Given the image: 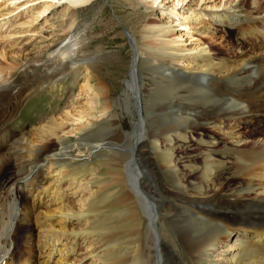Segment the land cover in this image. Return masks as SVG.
Returning a JSON list of instances; mask_svg holds the SVG:
<instances>
[{"label": "rangeland", "instance_id": "1", "mask_svg": "<svg viewBox=\"0 0 264 264\" xmlns=\"http://www.w3.org/2000/svg\"><path fill=\"white\" fill-rule=\"evenodd\" d=\"M163 1L164 3L168 2L166 7L171 8V6L177 4V1L179 0H158V2ZM155 2L157 1L91 0L82 6L75 7L69 0H0L1 81L6 82L11 75L17 73V64L23 58L34 57L38 50H44L43 42L46 41H43V37H49L53 40V37L55 38L56 36L57 38L61 37L64 39L73 33V31L69 30L71 26H73L72 30H76L79 36L83 37L85 44L92 52L93 58L91 59V63L95 66L102 65L100 71L96 70L91 73V77H93L92 85L94 87H99L103 84L106 87V94H108V97L113 101L110 112L107 114V118H109L108 120H104L103 122L92 126V130L87 133L84 132L81 134L85 135L84 137L86 138L90 133L93 134L103 130V133L108 131L107 134L109 135L103 137L105 138V141L102 147H99L98 150H92L89 147H85V149L88 150L80 152L79 148H76V152L74 151L73 155L70 157L71 159H66L67 161H73V164H75L74 167H72V170H70V178L76 180L72 175L77 174L79 177L78 180L80 181L78 182L82 184L79 189L81 194L76 199L73 198L70 199L71 201L68 200V207L73 210H79V205L83 200L89 197L92 193L94 194L92 195L93 200H91L89 205V211L95 210V212L90 213L86 220L94 219V223L97 225L87 226L86 223H82L83 225H75L74 230L82 231L88 227L86 229L89 230V233H87L86 239H92L93 243H97L99 247L104 244L103 246L105 248H109L112 244H116H114L116 247L113 249L114 256H111L110 254L106 256V251L99 253L101 260L106 263L108 259L112 258L122 264H130L132 261L131 264H143V262L153 264L155 261L152 255H155L156 264H161L162 262L163 264H169L170 258L175 260L172 256L170 257L171 254L178 256L181 260L187 262V255L190 253L187 248L188 236L186 233L188 231H184L186 226L180 222L171 224L169 223L168 217L164 215H160V223L158 224L160 235L163 236V239L160 244L156 242L157 240H155V243L152 241L150 246H148L147 240L145 237H142L140 232L134 238L131 235L135 232V229L132 230L130 228L131 231H127L125 230L126 226L123 225V223H119L118 225L115 224L116 219L122 222L124 220L122 217L124 216L126 218L127 212L125 211L128 210L126 206L121 205L118 201L123 192H121L120 187L112 186L111 181L112 174H120L116 169V165H120L122 159L121 154L124 155L123 158H125L126 161L125 166L129 168L127 174L128 181L132 180L133 176L139 177L142 181L143 188L148 191L153 190L150 181L151 173L154 174L157 181H160L161 177V182L164 181V183H167L171 191L180 190L177 185L173 184L172 174L165 169V160L172 153V155L175 156V159L179 162L177 169L180 178L184 182V192L191 195L192 193L198 194V196H200L202 192H207L210 195L217 193L219 195L236 194L245 197H253L254 193L257 192L254 186H250V184L248 186L246 185V181L239 174V170H237L238 164L244 165L243 162H245L248 167L253 161L250 159L247 160L245 156L237 154L236 149L238 147L243 148L245 144L256 139L258 137L257 135L264 134V109L253 115L252 113H247L245 117L249 115L254 116L250 117V119H253H247V121H241L240 123L232 122L234 118H239L238 116L233 117L231 120L225 118V124L221 126L219 130L215 129L216 125H214L212 119L209 120L210 118L215 117L216 115L214 114L221 108L231 111V108H233L232 104L234 103L235 106L236 104L245 105V99L249 91L245 94L243 92L245 91L244 89L251 84L252 76L245 73L238 78L239 81H232L230 83L226 82L224 85L214 87L213 90H209V93L206 91L204 94L199 87L195 86L196 83L193 85H184L185 87H183L182 90L177 89L175 92L171 86H168L170 87V92H172L171 94L174 95L170 97V94L167 91L165 92L167 83L175 81L182 83L183 80L181 78H185V75L182 73H176L174 76L177 78L174 80L173 77L168 78V76H166L165 72L168 71L166 69L160 72L151 68L150 64L146 62L139 63V69L145 76L144 83L140 86L145 93H149V99H147L146 102L144 101V115L146 118V121H144V129H141L140 111L135 107V95L132 93L129 84L132 81L131 70L134 62V50L136 49L135 43H132L131 35L135 37L138 45L142 46L143 36H146L147 39L154 42L158 36L159 30L171 28L173 33L167 37V40L173 43L183 44L188 50L187 52L190 53L196 51L199 44H203V47L207 50L208 56L211 60H201L202 62H200V66L208 67L214 62L222 67L225 63H229V61L240 57V55L247 52L248 49L250 50V47L259 45V40L255 41L248 35L244 24L246 23L248 13L254 12V17H256L258 12L264 8V0L182 1L179 2L176 11L179 14L182 12V15H180V17H172V19H168L165 15L167 13L163 14L160 12L159 3ZM235 3L238 5L240 4V13L242 15L240 20L233 19L228 21L229 23L227 22V24L222 21L213 20L211 23L207 17L212 13L222 14L224 13L225 8ZM51 5H55L56 8L53 10L51 7V10L42 14L40 13L44 8L50 9L48 6ZM68 8L73 12H69L70 10L68 11ZM192 11H198L199 13L203 11L201 15L207 16L205 19L201 18L200 23H195L191 17ZM51 12L52 14H50ZM53 12L55 13L54 15ZM68 13L75 15V22L73 24L69 23L70 20L68 15L65 17ZM167 20L170 23H167ZM204 25L207 28L206 31L202 27ZM143 43L146 45L145 39H143ZM165 46L166 44H162L161 47L151 50V57L153 60L159 58L160 61L158 62L162 65L170 66V60H163L165 53H168L165 51ZM159 53L161 54L158 55ZM189 61L191 60L188 59L185 63H191ZM263 67L264 63H261L258 71L260 75L262 73L261 85H264ZM30 73V78L24 77L17 84L18 88H24V90L28 92V94L22 99V105L20 104L21 107L19 106V109H17L18 111L16 110L17 116H14L13 114V117H4L3 119H5V121L3 119V121L0 120V156H3L6 160L8 157L11 159V162L5 165L0 172V212L4 207L9 208L12 203V190H15L14 193L18 195L21 205L27 203V205L31 206L34 196L36 195L35 189L45 187L44 185L46 184L43 181L48 180L51 177L49 170L43 168L42 164L44 156L53 152V149L58 145L57 142L56 145H54L55 143L51 144L54 148L44 152V154L43 151L38 148L35 149L36 152L34 151L31 153L32 156H30L28 151H24V159L21 158V155H18L24 147L22 142L29 137L30 139L28 141L33 145L32 147L46 145V139L49 138L50 131L52 130L50 126V113H54L55 111L67 112L73 106L83 105L88 101V97L81 96L79 92V87L84 84V79H82V76L80 78V75H73V78L64 81L62 86L63 92L58 95L53 93V91H50L51 89L48 88V86L37 85L39 82H35L33 76L37 75L38 71L32 70ZM220 75L224 77L227 74ZM159 76H162L164 79L163 81L166 83L164 85L163 83L160 84V86L162 85L161 89L155 91L157 88L155 86V78H158ZM240 86L241 88H238ZM198 89L200 91H198ZM210 93L211 95L206 99L205 94L208 95ZM151 94H154L153 96L157 98L151 97ZM104 96H100L101 101H103ZM5 97L6 98L0 101V113L2 115L5 114L7 108L9 109L10 103V106H12L16 102L8 95H5ZM202 97L205 98L204 101L202 100ZM253 97L255 101H258L260 96L254 94ZM128 98H131L132 102L129 108L126 107V102L129 100ZM63 102L67 103V108H62L61 105H63ZM5 106L8 107L5 108ZM159 107L166 108L164 118L162 119H159V116L156 113ZM173 107L179 108V112L184 113V117L179 121V127H191L192 125L190 121L194 118L198 120L200 125L198 128L192 127L190 131L187 130L182 132V135L179 136V138L175 136L172 139L173 143L170 144L165 138L166 135L163 132L164 127L161 125L170 122L168 116L169 113L173 111ZM81 110L83 109L78 108L77 111L79 113L77 112L78 115L73 118L75 121L74 127L79 129L82 127V121H85L87 117V114L82 113ZM205 110H208L211 115H209L210 113L208 114L210 117L205 115L204 119L202 118V115H204L203 112ZM242 113L245 114L243 111ZM62 114L63 112H58L55 115L57 120L61 121ZM113 120L120 122L123 131L125 132L124 136L115 132L114 129L110 131L106 130L109 129L108 124ZM204 120H206L205 123ZM136 124L140 125V127L138 126V128H136ZM257 126L260 127L258 128ZM216 127L219 128V126ZM67 131H69V129ZM135 132H139V134H135ZM126 133H129L133 139L137 136L145 137V143L139 148L137 154H133L132 148H130L133 141L130 140L131 143H128L125 140V136H127ZM231 133L234 135V138L229 141L230 139L228 137ZM71 136H73L71 137V144L80 141V135L76 136L73 134ZM89 138L93 141L101 140L97 136ZM53 142L55 141L53 140L52 143ZM155 146H158V148L160 147L159 155L154 154ZM4 148L8 149L5 151ZM245 153L247 152L245 151ZM163 154H165V158ZM166 154L168 156H166ZM143 155H147L146 158L143 157ZM147 159H149L150 163L152 162L153 165H155L154 168L153 165L148 166V163H146ZM240 159L241 161H239ZM143 162L145 164H143ZM16 164L19 166L18 169L16 168ZM31 166L35 168L32 171L33 177L38 176L36 179L37 183L35 182V187L37 186L36 188H33L28 181L24 182L23 180L25 178V173L31 170ZM155 168L156 170H160V175L153 170ZM90 170H92V172H90ZM18 171L22 178L16 180L14 184L11 180L16 179L15 173ZM69 182L70 181H67L62 185V190L65 191L66 194H73L72 192H75L78 188L76 186L70 188L68 184ZM164 191L168 190L164 189ZM155 194H157L158 197H160V195L163 196L162 193L159 195L157 190L155 191ZM26 200H29L30 202H27ZM49 201L51 202V200ZM158 201L163 208H168L166 211L170 212L169 216L174 215L175 202L172 204L170 200L168 201L165 198H160ZM145 205L149 208L150 204L148 205L147 201V203L141 204L140 206ZM219 206L223 208L224 204L220 203ZM150 207H152V205H150ZM96 210H98L99 213L96 212ZM249 211H254L253 205H251ZM234 212L236 213L232 215L237 216V213L240 212V210L235 208ZM22 213L25 212L22 211ZM184 213L185 215L191 214L189 211ZM218 218V220H215L216 222L214 225L219 224L221 228L229 227V225L230 227H234V223L236 222L234 218L232 220L227 217ZM29 219L30 218L27 216L26 218L22 216L19 219V224L16 228L17 230L15 229L13 235L14 244L12 245L11 251L14 255H12L10 264H17L18 261L19 264H21L20 262L26 257L25 250L30 244L25 246L24 239L32 229V223L30 222L31 219L30 221ZM203 220H205V218ZM104 222L107 223L101 225ZM237 222H239V220H237ZM197 223L198 222L195 221L193 223L195 231H197ZM248 225L251 227L255 226L256 223L254 220H251L248 222ZM117 227H119L118 230ZM102 228L105 229L102 230ZM107 228L110 229V231H107ZM108 234L113 235L112 244L111 242L106 244L107 242L105 238ZM34 238L36 240H34ZM34 238H32L33 244H31V246L34 245V247L38 248L37 246L40 243L39 240L42 241V238L39 239L38 235ZM134 239L136 249L139 248L140 253L137 257H133L132 253L134 245L132 241ZM235 239L236 237L230 242V245L236 243ZM79 244L80 247L77 248L78 252H85L87 243L84 244L83 241L80 240ZM147 250L152 253L151 256ZM159 250L162 251V253H160ZM214 250L217 251V249ZM165 251L168 252L169 255H167ZM159 254L161 257H159ZM81 258H79V260H81ZM226 259H229V257ZM35 264H41V261L36 262ZM85 264H94V262H85Z\"/></svg>", "mask_w": 264, "mask_h": 264}, {"label": "bare ground", "instance_id": "2", "mask_svg": "<svg viewBox=\"0 0 264 264\" xmlns=\"http://www.w3.org/2000/svg\"><path fill=\"white\" fill-rule=\"evenodd\" d=\"M69 1H71L73 6L77 7L82 6L83 4L88 3L91 0ZM156 1L157 2L155 3H159L160 12H162L163 14L167 13L165 15L168 17V19H172V17H180V15H182V12H180V14L176 12L177 7L179 6V2L187 0H179L177 1V4L171 6V8L166 7L168 2L164 3V1ZM48 7L50 9L44 8L40 13L42 14L48 10H51V7L53 10L56 8L55 5H51ZM67 10H70L69 12H73L69 8ZM224 10L225 11L222 14L212 13L210 14V16L201 15L203 11L201 13H199L198 11H192L191 17L195 23H200L201 18L205 19L207 16L211 23L214 20L222 21L227 24L228 21H231L233 19L240 20V17L242 16L240 13V4L238 5L235 3L228 6ZM50 14H52V12ZM54 14L55 13L53 12V15ZM254 14V12L248 13V17H246V23L244 25L246 26L245 29L247 30L246 32L248 33V35L255 41L259 40V45L250 47V50L248 49V51L240 55V57L229 61V63H225L222 67H220L221 65H217L214 62L208 67L200 66V62H202L201 60H211V58L208 56L207 50L205 49V47H203V44H199L196 51L189 53L187 52L188 50L183 44L173 43L167 40V37H169L173 33L171 31V28L159 30L158 36L156 37L154 42L147 39L146 36H143V39L146 40V45H144L142 39V46H139L135 37L130 34L132 37V43H135L136 49L134 50V62L131 70L132 81L129 85L131 86L132 93H134L135 95V107L140 111V125H142L141 129H144V121H146L144 115V101L146 102V100L149 99V93H145L140 86L142 85V83H144L145 76L139 69V63L144 62L150 64L151 68L160 72L165 69L168 70L165 72L166 76H168V78L173 77L174 80L177 78L176 76H174L176 73H182L185 75V78H181L183 80L182 83L177 81L167 83L165 92L167 91L170 94V97L174 95L171 94L172 92H170V87L168 86H171V88H173V91L175 92L177 89L182 90V88L187 84L193 85L194 83H196L195 86L199 87L204 94L206 91L209 93V90H213L214 87L224 85L226 82L230 83L232 81H237L238 78L245 73L252 76L253 78H251V84L248 85L243 92L245 94L249 91V93H247V97L245 96V105L236 104L235 106L234 103L232 104V110L230 109L231 111L221 108L217 113H213L214 115H216L215 117L209 119H212L214 125L219 126V128L215 126V129L217 130H219L220 127L225 124V118H229V120H231L233 117L238 116L239 118H234L232 122L240 123L241 121H247V119L249 120L250 117H254L250 115L245 117L247 113H252L253 115L258 111L264 109V85H261L262 73L260 75V73L258 72L261 63H264V8H262V10L258 12V15L256 17H254ZM67 15L70 20L69 23L73 24L75 22V15L68 13L65 15V17ZM167 23L170 22L167 20ZM72 27L73 26H71L69 30L73 31V33L71 32L72 34L68 35V37L64 39H62L61 37L57 38L56 36L55 38L53 37V40L49 37H43V41H46L43 42L44 50H38L34 57L23 58L17 64L18 68L16 69L17 73L15 75H11L10 78L6 80V82L0 80V101L6 98L5 95H8L11 99L13 98L16 101L14 104L12 103V106H10L11 103L8 102L10 103L9 109L7 108L8 106H5V108H7V111L5 112V114L3 113L4 115L0 113V120L7 116L13 117V114L14 116H17L16 110L19 109L24 96L28 94V92L24 90V88H18L17 84L24 77L30 78V71L32 70L38 71V74L33 76L35 78V82H39L37 84L38 86H48V88L51 89L50 91H53V93H56L58 95L63 92L62 86L64 84V81L70 80V78L74 77L73 75H80V78L82 76V79H84V84L79 87L80 95L88 97V101L85 104L75 105L67 112L55 111L54 113H50V121L52 123H50V126L52 130L50 131L49 138L46 139V145L32 147L33 145L28 141L30 138L27 137L24 142H22V144H24L23 150L19 153L16 151L18 155H21V158L24 159V151H28L30 156H32L31 153H33L35 149L38 148L39 150H42L44 154V152L54 148L51 144L55 143L54 145H56V142L58 144V147L56 146V148L53 149L52 153H45L46 155L44 156L42 166L43 168H47L49 170L51 177L50 179L43 181L46 184L44 185L45 187H42L41 189H35L36 195L34 196L31 206L27 205V203H25V205H21L18 199V195L14 193L15 190L13 191V188L11 189L13 193L11 194L12 203L10 204L9 208L4 207L0 212L2 213L0 214V264H10L12 255H14L11 251L12 245L14 244L13 235L15 233V229L18 227L19 219L22 216H24L25 218L27 216L31 219V221L30 219L29 221L32 223V229L28 232L24 239L25 246L27 244H30V246L26 248V257L22 262H20L21 264H35L36 262L40 261L41 264H85V262L90 261L94 262V264H122L118 263L116 259L112 258L108 259L107 263L101 260L99 254L101 252L106 251V256H108V254L114 256L113 249H115L116 244H112V234H108L105 238L107 242L106 244H109L111 242L112 245L109 248H105L103 246V243V245H100L99 247L97 243H93L92 239H86L87 233H89V230L86 229L88 227H86L85 229L81 228L83 229L82 231L74 230L75 225H83L82 223H86L87 226L97 225L94 223V219L86 220L87 216H89L90 213L95 212V210L89 211V205L91 200H93L92 195L94 194L92 193L89 197L83 200V202L79 205V210H73L68 207V200L73 198L76 199L81 194V191L79 189L81 188L82 184L79 183L80 181L78 180L79 177L77 174L72 175V177L74 176L76 180H72L70 178V170H72V167H74L75 164H73V161H67L66 158L71 159L70 157L73 155L74 151L76 152V148H79L80 152H85L86 150H88L85 149V147H89L92 150H98L99 147H102L105 141V138L103 137L109 135L107 134L108 131L106 133H103V130L93 134L90 133L86 138L84 137L85 135L82 134L84 132L87 133L88 131L92 130V126L97 125L104 120H108L109 117L107 118V114L110 112L113 104V101L108 97V94H106L107 89L103 84L99 87H94L92 85L93 77H91V73L96 70L100 71L102 65L95 66L93 63H91V59L93 58L92 52L85 44V40L83 39V37H80L76 30H72ZM202 27L205 31L207 30L205 25ZM162 44H166L165 51L169 53H165L163 60H170V66L162 65L160 62H158L160 61L159 58L153 60V58L151 57V50L161 47ZM160 54L161 53H159L158 55ZM188 59L191 60L189 61L191 63L187 64L185 62H187ZM220 74L227 75L222 77ZM161 78L162 76L155 78V86L157 87L155 91L161 89L162 85L160 86V84L163 83L164 85L166 83L165 81H163L164 79L162 78L161 80ZM238 88H241V86ZM198 91L200 90L198 89ZM254 94H258L260 96L258 98V101H255L253 97ZM102 95H105L103 101L100 100V96ZM151 95V97L157 98L153 96L154 94ZM210 95L211 93L208 95L205 94V98L208 99V96ZM205 98L202 97V100L204 101ZM128 99L129 100L126 102L127 108H129L130 104L132 103L131 98ZM61 106L62 108H67V103L63 102V105ZM78 108H82V113L87 114L86 120L82 121L83 124L80 129L74 127L75 121L73 120L74 116L78 115L79 113L77 111ZM173 108V111L169 113L168 116L170 118V122L161 125L164 127L163 132L166 135L165 138L168 142H170V144L173 143L172 139L175 136L179 138V136L182 135V132L187 130L190 131L192 127L198 128L200 125V123H198V120L194 118L191 120L192 122L190 121L192 125L191 127H179V121L184 117V113L179 112V108L177 107ZM165 109V107H159V109L156 111L159 119L164 118ZM242 111L245 112V114L242 113ZM58 112H63V114L61 115V121L57 120L55 116ZM209 113L210 112H208V110H205L203 112L204 115H202V118H204L205 115H208ZM209 115H211V113ZM3 120L5 121V119ZM205 121L206 120H204V123ZM140 125L136 124V128H138V126L140 127ZM108 126L109 129L106 130L110 131L114 129L115 132H118L120 133V135L124 136L125 132L123 131V128L119 121H110ZM257 127L259 128L260 126ZM68 129L69 131H67ZM73 134L76 136L80 135L79 137L81 138H79V142L76 141L75 143L71 144V137H73L71 135ZM135 134H139V132H135ZM126 135L127 136H125V140L128 143H131L130 140L133 141L130 145L133 154H137L139 148L145 143V137L137 136L135 139H133V137L129 133H126ZM93 136H97L101 140L93 141L89 138H93ZM257 136L258 137L256 139L251 140L248 144H245L243 148L238 147L236 149L237 154L243 155L247 160L250 159L253 161V163L248 167L243 161L242 162L244 165H237V170H239V174L246 181V185L248 186L250 184V186H254L256 188L257 192L254 193L253 197H245L243 195L239 196L236 194L219 195L218 193L210 195L207 192H202L201 195L198 196V194L192 193L191 195L187 192H184V182L180 178L177 169L179 162L177 159H175V156H173L172 153L165 160V169L172 174V182L173 184L177 185L180 190L171 191L167 183H164V181L161 182L160 176V181H157V178L154 176V174L151 173L150 181L153 190L148 191L143 188L142 181L139 177L133 176L132 180L128 181L127 174L129 168L125 166L126 161L125 158H123L124 155L121 154L122 159L120 161V165H116V169L120 174H112L111 181L112 186L120 187L121 192H123L118 201L119 203H121V205L126 206L128 210L125 211L127 212L126 218L123 216L122 219L124 220L122 222L116 219L115 224L118 225L119 223H123V225L128 227H125V230L127 231L135 229V232L131 235L134 238L140 232L142 234V237H145V239L147 240L148 246H150V243L152 244V241L155 243V240H157L156 242L160 244L163 239V236L160 235V230L158 228V224L160 223V215L168 217L169 223L171 224L180 222L181 224L186 226L184 231H188L186 233L188 236L187 248L188 252H190L187 255L188 261H183L178 256H174L173 254H171L170 257L172 256L175 260L170 258L169 264H264V134ZM228 138L230 139L229 141H231V139L234 138V135L231 133ZM53 140L55 142L52 143ZM6 149L8 148H4L5 151ZM245 151L247 153H245ZM158 153L160 154V147L158 148V146H155L154 154L159 155ZM244 153L247 155H245ZM164 155L165 154H163V156ZM146 156L147 155H143V157L145 158ZM166 156L168 155L166 154ZM10 160L11 159L9 157L6 160L3 156H0V172L5 167V165L11 162ZM239 161H241V159ZM62 162H66L65 165ZM146 163H148V166L153 165L152 162L150 163L149 159L146 160ZM143 164L145 163L143 162ZM154 166L155 165H153V168ZM16 168H19L17 164ZM34 169L35 168L32 167L29 172H26L25 178L23 180L24 182L28 181V183L33 188H36L37 186L35 187V182L38 176L33 177L32 171ZM153 170L160 175V170H156V168ZM90 172H92V170H90ZM15 175L16 179L11 180V182H14V184L16 180L22 178L19 171L16 172ZM67 181H70L68 183L70 188H73L74 186L78 188L75 192H72L73 194H66L65 191L62 190V185ZM164 189H167L168 191H164ZM156 190L159 195L162 193L163 196L160 195V197H158L157 194H155ZM160 198H165L168 201L170 200L172 204L174 202L176 203L174 204V215L169 216L170 212L166 211V209L168 208H163L161 204H159L158 200H160ZM49 200H51V202ZM146 200L148 201V205L150 204L152 205V207H150V205L149 208L147 207V205L140 206L141 204L147 203ZM27 202L30 201L28 200ZM220 203L224 204L223 208L219 206ZM251 205L254 206L253 212L249 211ZM235 208H238L240 210V212L237 213V216L239 218L236 215H232L236 213L234 212ZM98 210H96V212H98ZM22 211L25 213H22ZM186 211L191 212V214L185 215L184 212ZM218 217H227L231 218V220L234 218L236 221L234 223V227H230L229 225V227L221 228L219 224L214 225V223L216 222L215 220L219 219ZM171 218L178 221H175ZM204 218L205 220H203ZM237 220H239V222H237ZM251 220H254V222L256 223L255 226L250 227L248 225V222H250ZM194 221L198 222V227H196L197 231H195L193 226ZM106 223L104 222L101 225H105ZM103 229L105 228H102V230ZM118 229L119 227H117V230ZM107 231H110V229L107 228ZM102 234L101 236L104 235ZM36 235L39 236V239L42 238V241L39 240L40 243L37 241L39 243L38 246L36 245L38 248L34 247V245L31 246V244H33L32 238L36 237ZM235 237L236 243L234 245H230V242ZM34 240L36 239L34 238ZM80 240H82L84 244L87 243V248L85 252L82 253L80 251L78 252L77 249L78 247H80ZM132 242L134 243L135 239ZM214 249H217V251H215ZM147 252L150 254V256L152 255L150 251L147 250ZM159 252L162 253V251L160 250ZM132 253L133 257H137L140 254L139 248L136 249L135 243L133 245ZM166 253L167 255H169L168 252ZM152 256L155 261L153 262V264H156V256ZM159 257H161L160 254ZM228 257L229 259H226ZM79 258H81V260H79ZM132 262H130V264ZM17 264H19V261ZM143 264L148 263L143 262ZM161 264H163V262Z\"/></svg>", "mask_w": 264, "mask_h": 264}]
</instances>
